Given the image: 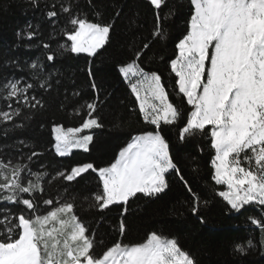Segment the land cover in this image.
I'll list each match as a JSON object with an SVG mask.
<instances>
[{
	"label": "snow or ice",
	"instance_id": "snow-or-ice-1",
	"mask_svg": "<svg viewBox=\"0 0 264 264\" xmlns=\"http://www.w3.org/2000/svg\"><path fill=\"white\" fill-rule=\"evenodd\" d=\"M148 2L155 9L151 35L166 41L168 22L176 15L175 5L170 0ZM189 4L186 34L175 44L177 54L169 63L175 82L171 88L172 99L162 75L142 66L141 57L149 44L136 51L131 62L119 67L122 77L130 83L139 114L153 130L132 136L114 163L108 167L78 164L67 170H55V176L50 177L47 171L33 172L29 164L0 159V205H3L0 207V264H199L193 255L182 250L177 239L163 237L155 231L146 242L116 241L97 255L94 249L103 240H98L93 225L77 214L75 194L71 199L61 198L62 202L37 195L45 192L48 178L58 184L68 182L63 184L67 192L72 182L79 184L87 178L84 174L95 173L99 191L91 197L88 209L103 213L113 205L119 206L120 218L114 230L124 236L129 228L126 217L131 204L143 198H160L169 189L168 174L180 173L170 154L169 142L162 134V126L178 127L181 142L210 132V147L215 150L211 160L212 179L216 185L227 188L216 195L227 202L229 211H247L246 206L259 210L260 216L249 220L259 231V244L264 246V0H189ZM29 5L41 7L40 0H29ZM61 14L63 25L58 23ZM45 15L53 32L70 42L59 45L64 51L96 57L109 44L113 24L93 22L80 10L76 0H55ZM37 35L34 30L27 32L29 40ZM42 47L46 60L52 63L48 66L38 61L31 63L34 83L21 87V79L2 77L0 96L17 104L13 107V103H7L10 111L0 109V125H5L0 131L4 136L27 126L15 123L22 115L19 105L29 110L24 115L28 121L32 110L46 107L42 97L31 93L37 87L45 91L52 87V73L47 68L54 67L59 56L51 51L50 44L44 43ZM88 75L92 76L91 67ZM90 86L96 95L83 106L86 112L81 116L80 126L52 127L53 147L60 157L72 149L89 152L94 141L93 130L105 126L95 80ZM184 100L192 106L187 116L181 107ZM208 126L211 128L206 132ZM20 144L31 147L26 141ZM41 155L33 149L21 159L31 161ZM179 179L192 194L190 210L196 215L208 201H201L182 175ZM41 202L55 206L40 214ZM21 205L23 208L17 207L16 213L10 207ZM198 218L204 223L202 216ZM256 246L249 238L235 245L234 251L245 256Z\"/></svg>",
	"mask_w": 264,
	"mask_h": 264
},
{
	"label": "trees",
	"instance_id": "trees-1",
	"mask_svg": "<svg viewBox=\"0 0 264 264\" xmlns=\"http://www.w3.org/2000/svg\"><path fill=\"white\" fill-rule=\"evenodd\" d=\"M53 2L55 0H40L41 7L37 9L30 7L29 0H0V83L3 76L21 79V87L26 83H34L30 75L31 63L38 61L45 66L52 63L45 58L44 43L50 44L51 51L59 56L55 66L47 68L52 73V87L47 91L37 87L31 93L42 97L46 107L32 110L31 120L28 121L24 115L29 110L19 105L22 115L15 123L27 126L11 132L9 136H4L0 131V159L29 164L33 172L47 171L50 177L55 176V170H67L83 163L108 167L115 162L120 150L131 141L132 136L153 130V126L144 123L139 114L130 83L122 77L119 67L131 62L134 53L141 50L145 43L149 44L141 57L142 66L162 75L172 99L171 88L175 87V82L169 63L177 54L175 44L186 34L185 28L190 18L189 0H170L175 5L176 15L168 22V39L161 41L151 35L155 9L148 0H76L80 10L87 13L93 22L113 24L109 44L96 57H87L86 54L77 56L59 47L67 42L66 37L53 32V26L46 18L45 12ZM61 16L58 23L63 25V14ZM30 30L38 32L32 40L27 38ZM15 64H19V67H13ZM89 67L91 77L88 75ZM92 80H95L99 91L100 115L105 126L93 130L94 141L89 152L75 149L60 157L53 147L55 140L52 127L57 124L63 125L65 129L80 126L81 116L86 112L83 106L96 95L90 86ZM77 92L79 95H74ZM7 103L17 107L15 102L6 101L0 96V109L10 111ZM181 107L185 116L190 115L192 106L187 105L186 100L181 103ZM4 127L0 125V129ZM210 128L208 126L206 132ZM162 134L169 142L170 154L180 170L179 175L184 177L201 201H208L207 206H202L196 215L190 210L192 194L175 172L168 174L169 189L166 194L156 199L143 198L134 204L130 202L126 217L129 228L124 236L114 230L120 218L119 206L113 205L103 213L88 209L91 197L99 191L95 173L84 174L87 178L79 184L72 182L67 192L63 184L68 182L58 184L55 179L48 178L44 185L45 192L37 195L62 202L61 198L71 199L75 194L77 214L81 220L91 223L97 239L103 240V244L94 249L97 255L116 241L143 243L155 231L163 237L177 239L182 250L193 255L199 264H264V246L259 244V231L249 220V217H259V210L246 206L249 209L247 211H229L227 202L216 195L218 191L226 190V185H216L212 179L214 169L211 160L215 150L210 147V132L185 142L178 139L176 126H162ZM20 141L28 142L31 147L21 145ZM33 149L42 155L33 157L31 161L21 159L30 155ZM54 206L41 202L40 214H46ZM10 207L14 213L17 207L23 208L22 205ZM200 216L204 223L198 218ZM249 238L257 246L245 256L237 254L235 245Z\"/></svg>",
	"mask_w": 264,
	"mask_h": 264
},
{
	"label": "rangeland",
	"instance_id": "rangeland-1",
	"mask_svg": "<svg viewBox=\"0 0 264 264\" xmlns=\"http://www.w3.org/2000/svg\"><path fill=\"white\" fill-rule=\"evenodd\" d=\"M73 150H75V149H72L71 152H72ZM118 158H119V154H118V156H117V159H118ZM226 190H227V188H226ZM144 242H146V241H144Z\"/></svg>",
	"mask_w": 264,
	"mask_h": 264
}]
</instances>
